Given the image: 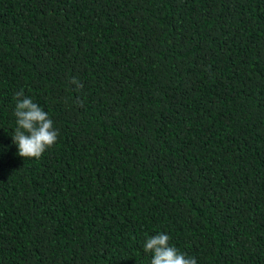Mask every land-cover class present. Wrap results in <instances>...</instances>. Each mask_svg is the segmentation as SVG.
Segmentation results:
<instances>
[{
    "label": "trees",
    "instance_id": "trees-1",
    "mask_svg": "<svg viewBox=\"0 0 264 264\" xmlns=\"http://www.w3.org/2000/svg\"><path fill=\"white\" fill-rule=\"evenodd\" d=\"M21 89L59 132L40 159ZM161 232L264 264V0H0V264H150Z\"/></svg>",
    "mask_w": 264,
    "mask_h": 264
},
{
    "label": "clouds",
    "instance_id": "clouds-1",
    "mask_svg": "<svg viewBox=\"0 0 264 264\" xmlns=\"http://www.w3.org/2000/svg\"><path fill=\"white\" fill-rule=\"evenodd\" d=\"M72 83L81 86L75 79ZM14 99L16 127L11 136L12 143L24 159H40L57 143L59 132L48 113L26 96L23 89L15 93ZM169 241V235L163 232L146 239L143 250L151 254L150 264H197L194 257L170 245Z\"/></svg>",
    "mask_w": 264,
    "mask_h": 264
}]
</instances>
